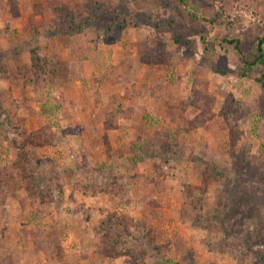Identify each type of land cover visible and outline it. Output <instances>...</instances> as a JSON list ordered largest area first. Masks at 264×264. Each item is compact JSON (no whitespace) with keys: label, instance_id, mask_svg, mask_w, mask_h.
Returning <instances> with one entry per match:
<instances>
[{"label":"rangeland","instance_id":"1","mask_svg":"<svg viewBox=\"0 0 264 264\" xmlns=\"http://www.w3.org/2000/svg\"><path fill=\"white\" fill-rule=\"evenodd\" d=\"M261 39L264 0H0V264H264Z\"/></svg>","mask_w":264,"mask_h":264},{"label":"trees","instance_id":"2","mask_svg":"<svg viewBox=\"0 0 264 264\" xmlns=\"http://www.w3.org/2000/svg\"><path fill=\"white\" fill-rule=\"evenodd\" d=\"M62 12V11H61ZM70 25L66 22H57L54 24V26L49 27V30L45 33V36H56V37H61L63 35H66L69 32ZM120 29V28H118ZM230 45H233V48L235 52L238 55L242 56V49L239 45L238 39H230L226 41ZM262 44H264V40H258L256 43V51H257V56L254 59H250L251 57H245L242 58V69L240 72V76L242 77H250V71L251 68L254 65H258L260 67L259 70V77L255 78V82L259 84L261 88H264V52H262ZM33 63H35L34 66H37L36 68L41 69V65L39 67L40 63V58L36 57L35 59L32 60ZM118 223V222H117ZM118 225V224H116ZM121 229V234L123 232L124 235H128V230H126L125 227L120 228ZM109 253V252H108ZM107 254V251H106ZM104 254V255H106ZM108 255V254H107Z\"/></svg>","mask_w":264,"mask_h":264},{"label":"crops","instance_id":"3","mask_svg":"<svg viewBox=\"0 0 264 264\" xmlns=\"http://www.w3.org/2000/svg\"><path fill=\"white\" fill-rule=\"evenodd\" d=\"M112 48H113V53L110 56V59L111 60L109 62L111 64H113V66H115V65L116 66H115L114 69H111V68H109V69L110 70H113V71H116L115 69H118V70L119 69H124V71H122V72H125V73L127 72V75L130 74L131 72L128 70V66H127V69H126L125 66H122L123 65L122 63H120L121 66L118 64L119 62H121L120 59L123 57V53H121V51H123V50L120 47V44L119 43H115V44L112 45ZM95 50H96V48H95ZM93 52H94V49H93ZM93 52L91 51L90 53L92 54ZM93 55L95 56L96 59H99V50H97L96 52H94V54H92L91 56H93ZM93 65H94V67L95 66L96 67H99V63L96 64V62H93V64L91 65V68H93ZM98 70L99 69H97L96 71H98ZM103 74H106V73L103 72ZM113 88L115 89V91H121V90H116L117 87H113ZM102 89H103V87H102ZM115 91H111V93H113ZM142 96L144 97L142 99L138 97V99H139V100L137 99L138 100V104L145 103V100H146L147 103L150 104V102H151V105L152 106H156L155 104H152V99H151V96L150 95H147V96L142 95ZM120 131H121V133H124L122 127H119V129H118L119 135H120ZM117 198H116V196L114 197V196H109L107 194H99V202H103V204H104L105 207H109L111 202L113 203V206H115V202L114 201H118ZM112 211H114L116 214L119 213V212H117V209L116 208H113ZM144 248H146V247H144ZM118 259L119 258L103 256L101 259H99V262L101 261L102 264H120V263H122L121 261L119 263L117 261ZM122 264H124V263H122Z\"/></svg>","mask_w":264,"mask_h":264}]
</instances>
